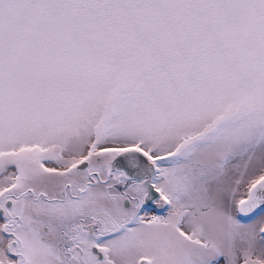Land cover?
Returning a JSON list of instances; mask_svg holds the SVG:
<instances>
[{
    "label": "snow or ice",
    "instance_id": "6c2138e0",
    "mask_svg": "<svg viewBox=\"0 0 264 264\" xmlns=\"http://www.w3.org/2000/svg\"><path fill=\"white\" fill-rule=\"evenodd\" d=\"M0 264H264V0H0Z\"/></svg>",
    "mask_w": 264,
    "mask_h": 264
}]
</instances>
